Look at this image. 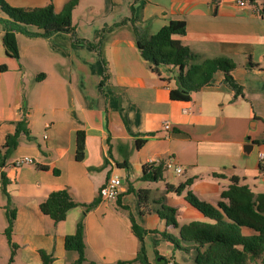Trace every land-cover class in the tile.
Segmentation results:
<instances>
[{"label": "crops", "instance_id": "obj_1", "mask_svg": "<svg viewBox=\"0 0 264 264\" xmlns=\"http://www.w3.org/2000/svg\"><path fill=\"white\" fill-rule=\"evenodd\" d=\"M68 0H7L21 8L53 3L61 12ZM261 0H80L92 16L71 19L73 31L50 38L17 34L19 58L5 52L0 24V148L17 121L26 118L34 141L22 136L3 168L16 218L12 247L5 234L8 219L0 180V264H43L40 251L53 256L52 264H74L78 252L66 248V236L84 219L85 254L93 264L133 260L140 240L132 219L147 230L145 248L151 264L190 262V255L173 249L162 232L179 236L180 227L209 219L186 198L217 206L222 192L233 184H247L264 192V17ZM149 34L171 20H184L183 44L205 58L227 57L242 93L230 88L218 70L212 83L195 91L189 100L171 98L177 87L178 67L151 70L141 56L130 23ZM0 17L7 18L0 8ZM34 30H40L38 25ZM101 55L107 62L103 79ZM44 74V75H43ZM166 124L170 128L165 127ZM85 132V158L77 160V134ZM138 140H145L138 145ZM250 145V146H249ZM30 156L34 164L16 166L17 158ZM172 158V168L166 162ZM127 161L128 167L118 163ZM153 162L149 164L150 162ZM37 166H47L39 169ZM163 166L159 180L144 179ZM176 167L182 169L176 171ZM55 170H59L58 173ZM218 174V175H217ZM113 175L122 185L116 199L89 204ZM193 179L182 193L177 187ZM67 189L81 205L56 222L40 204L53 192ZM149 194L141 200V190ZM176 209L178 226L167 224L158 209ZM245 234L253 230L244 227ZM165 258V261L161 259ZM174 257V258H173Z\"/></svg>", "mask_w": 264, "mask_h": 264}, {"label": "trees", "instance_id": "obj_2", "mask_svg": "<svg viewBox=\"0 0 264 264\" xmlns=\"http://www.w3.org/2000/svg\"><path fill=\"white\" fill-rule=\"evenodd\" d=\"M80 0H68L61 12H56L53 3L42 7L21 8L12 6L7 0H0L1 10L7 14V18L0 17V24L4 26L2 37L3 46L8 56L19 58V46L17 34L21 33L29 37L50 38L62 31H73L71 24L72 13ZM218 8L221 0H212ZM255 1V0H251ZM262 1L261 13L264 17V0ZM137 18L131 16L120 24L130 23L136 36L137 46L141 56L149 63L151 70L161 74L160 67H178L176 72L177 87L171 90V98L176 100H189L195 91H199L212 83L214 74L218 70L225 73L224 82L236 94L242 93V86L235 81L231 70L236 63L227 57L205 58L197 61L198 54L183 44L178 35H184L187 31V24L184 20H171L164 25L157 33L149 34L143 27L136 24ZM35 25L40 30H34ZM103 63V79L107 78V62L101 55ZM1 70L7 69L6 65L0 66ZM44 75V74H43ZM29 141H34L28 128L26 118L16 123L15 132L7 135L5 143L0 148V180L2 192L6 198V214L8 225L5 230L7 239L12 247L10 263L13 262L17 245L12 242V232L16 218V211L12 206V198L8 191L9 179L3 168L7 164L9 154L21 142L22 136ZM145 140H138L141 145ZM85 132L77 134L76 158L82 161L85 158ZM120 167H128L127 161L118 163ZM39 169H46L47 166H37ZM263 168V167H262ZM56 173L59 170H55ZM218 175V174H217ZM163 177V166L158 167L154 172L149 173L145 166L144 179L159 180ZM233 184L222 192V199L218 205L199 200L191 191L186 194L187 200L199 209L209 219L208 221H192L180 227L179 236L162 232V235L173 244L174 251L182 250L190 255V262L182 264H264V192H255L247 184H239V178H232ZM193 179H188L179 186H171L177 193L191 185ZM141 200L149 194V190H141ZM101 201L99 195L89 204H82L91 209ZM81 205L77 202L67 189L53 191L41 204V210L53 218L56 222L67 218L70 209ZM176 209L169 206H162L158 209L159 215L166 219L167 224L178 226ZM253 230L252 234H245L243 228ZM132 229L140 240L138 255L133 260L118 261L116 264H151L144 243L147 230L139 226L132 219ZM66 248L78 252V259L74 264H93L88 261L85 254L84 241V219L78 224L76 232L66 236ZM43 264H52L53 256L46 251H40ZM174 258V257H173ZM165 261V258L161 256ZM173 264H181L173 262Z\"/></svg>", "mask_w": 264, "mask_h": 264}, {"label": "built area", "instance_id": "obj_3", "mask_svg": "<svg viewBox=\"0 0 264 264\" xmlns=\"http://www.w3.org/2000/svg\"><path fill=\"white\" fill-rule=\"evenodd\" d=\"M240 5H245L246 0H239ZM165 127L167 129L170 128L169 124H166ZM259 161L264 167V151L259 152ZM35 160L30 156H23L20 158H17L15 161L16 166H22L24 164H34ZM153 163L152 161L149 163ZM175 162L172 158H169L166 162V167L172 168L174 166ZM177 172H181L182 169L180 167H176ZM122 185V179L120 176L113 175L111 176L106 183L101 187L99 191V195L103 200H113L116 199L120 193Z\"/></svg>", "mask_w": 264, "mask_h": 264}, {"label": "rangeland", "instance_id": "obj_4", "mask_svg": "<svg viewBox=\"0 0 264 264\" xmlns=\"http://www.w3.org/2000/svg\"><path fill=\"white\" fill-rule=\"evenodd\" d=\"M90 12H91L90 9H87L86 7H84V5H82L80 7L78 6L74 10V18H75V20L80 19V18H87L88 16L93 15V13H90ZM72 15H73V13H72Z\"/></svg>", "mask_w": 264, "mask_h": 264}, {"label": "water", "instance_id": "obj_5", "mask_svg": "<svg viewBox=\"0 0 264 264\" xmlns=\"http://www.w3.org/2000/svg\"><path fill=\"white\" fill-rule=\"evenodd\" d=\"M250 146V145H249Z\"/></svg>", "mask_w": 264, "mask_h": 264}]
</instances>
